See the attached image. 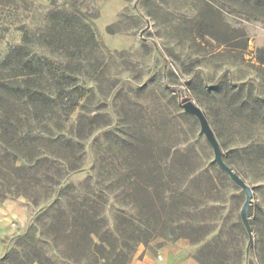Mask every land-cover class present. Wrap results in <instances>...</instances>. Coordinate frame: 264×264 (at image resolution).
I'll return each instance as SVG.
<instances>
[{"label":"rangeland","instance_id":"1","mask_svg":"<svg viewBox=\"0 0 264 264\" xmlns=\"http://www.w3.org/2000/svg\"><path fill=\"white\" fill-rule=\"evenodd\" d=\"M126 2L111 31L133 42L113 48L107 31L95 28V42L84 34L99 0H0L1 51L24 40L75 83L42 109V125L17 103L0 137V264L35 256L86 264L65 259L58 230L90 202L103 232L127 234L125 264L137 252L163 257L169 245L196 264H264V7ZM55 12L67 25L51 47L44 38ZM187 101L252 190L250 244L239 217L244 196L213 161L197 119L182 108Z\"/></svg>","mask_w":264,"mask_h":264},{"label":"trees","instance_id":"2","mask_svg":"<svg viewBox=\"0 0 264 264\" xmlns=\"http://www.w3.org/2000/svg\"><path fill=\"white\" fill-rule=\"evenodd\" d=\"M22 3H31L21 1ZM254 8L264 7V0H253ZM50 7H54V0H51ZM53 13L49 20L53 31L45 44L53 46L59 43L61 38H65L62 30L67 25H60ZM98 15V14H97ZM93 16L84 32L90 41L95 42V27ZM61 16V15H60ZM93 28V29H92ZM92 29V30H91ZM112 26L107 28V32L112 34ZM63 31V30H62ZM241 31V30H240ZM243 33V32H242ZM244 35V34H242ZM76 36V35H75ZM26 39V37H24ZM74 39V38H73ZM264 65V64H263ZM46 83V86L43 84ZM74 78L60 66L43 57L35 55L32 50L27 48L24 40L19 44L1 51L0 49V137L5 133V126L12 125V117L17 112L15 107L17 103L27 110L29 117L36 125L46 123L42 109L57 106L62 102L66 95H70L68 89L74 86ZM91 205L81 204V207L73 211L70 217L72 224L66 222L64 227L59 228L60 243L65 248V259H75V261H85L86 264H125L127 253L130 249L129 238L126 233L115 234L109 231H102L99 226V211L95 208V202ZM94 205V206H92ZM64 220L66 215L63 214ZM67 225L71 229L68 234ZM73 237V239H72ZM37 262L38 264H54L48 258L36 257L29 264Z\"/></svg>","mask_w":264,"mask_h":264},{"label":"crops","instance_id":"3","mask_svg":"<svg viewBox=\"0 0 264 264\" xmlns=\"http://www.w3.org/2000/svg\"><path fill=\"white\" fill-rule=\"evenodd\" d=\"M32 1L42 5H46L50 2V0ZM127 6L128 3L126 0H99L98 15L93 19L94 27L101 35H104L108 27L113 26L119 21L120 14ZM105 35H107L105 36V41L113 48H125L130 46L133 42L132 36ZM163 249L169 252L164 253L163 251V257H154L148 253H144L140 256L139 252H137L128 264H196L192 258L182 254V250H180L177 245H169V248L164 247Z\"/></svg>","mask_w":264,"mask_h":264},{"label":"water","instance_id":"4","mask_svg":"<svg viewBox=\"0 0 264 264\" xmlns=\"http://www.w3.org/2000/svg\"><path fill=\"white\" fill-rule=\"evenodd\" d=\"M183 110L195 117L200 126V132L204 135L206 141L213 151V161L219 167L221 171H223L230 180L240 189V193L244 196V202L240 210V221L248 234V244L252 241V230L248 219V209L251 205L252 201V190L245 183L243 179H241L229 166L225 164L222 158V152L219 147V144L208 124V121L202 112V110L196 106L194 103L187 101L182 105Z\"/></svg>","mask_w":264,"mask_h":264}]
</instances>
